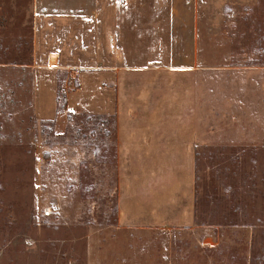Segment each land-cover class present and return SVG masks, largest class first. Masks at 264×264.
I'll return each mask as SVG.
<instances>
[{
	"label": "rangeland",
	"instance_id": "obj_1",
	"mask_svg": "<svg viewBox=\"0 0 264 264\" xmlns=\"http://www.w3.org/2000/svg\"><path fill=\"white\" fill-rule=\"evenodd\" d=\"M103 5L104 21L58 19L37 38L34 0H0V264H264V0ZM36 42L59 48V67L37 61ZM112 55L199 74L189 228L119 225L116 118L98 73Z\"/></svg>",
	"mask_w": 264,
	"mask_h": 264
},
{
	"label": "crops",
	"instance_id": "obj_2",
	"mask_svg": "<svg viewBox=\"0 0 264 264\" xmlns=\"http://www.w3.org/2000/svg\"><path fill=\"white\" fill-rule=\"evenodd\" d=\"M104 3L34 0L35 36H48L50 23L58 19L104 21ZM47 48L36 42L37 61L49 64L55 54L60 63L61 55L50 51L59 48ZM111 63L98 73L104 76L100 87L111 102L102 114L116 118L119 225L139 230L189 228L196 223L199 74L122 69L119 55H112Z\"/></svg>",
	"mask_w": 264,
	"mask_h": 264
},
{
	"label": "bare ground",
	"instance_id": "obj_3",
	"mask_svg": "<svg viewBox=\"0 0 264 264\" xmlns=\"http://www.w3.org/2000/svg\"><path fill=\"white\" fill-rule=\"evenodd\" d=\"M57 62H58V56L55 55V54L50 55V57H49V65L50 66H55V65H57Z\"/></svg>",
	"mask_w": 264,
	"mask_h": 264
},
{
	"label": "trees",
	"instance_id": "obj_4",
	"mask_svg": "<svg viewBox=\"0 0 264 264\" xmlns=\"http://www.w3.org/2000/svg\"><path fill=\"white\" fill-rule=\"evenodd\" d=\"M113 123L116 124V119H114ZM115 131H116V130H115ZM196 155H197V158H198V157H199V151L197 152ZM196 196H197V189H196Z\"/></svg>",
	"mask_w": 264,
	"mask_h": 264
}]
</instances>
